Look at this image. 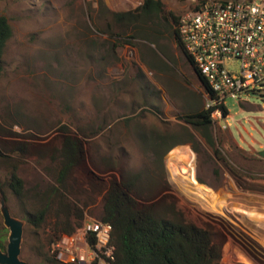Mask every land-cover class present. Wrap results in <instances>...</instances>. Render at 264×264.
I'll return each instance as SVG.
<instances>
[{
	"label": "rangeland",
	"instance_id": "374dc122",
	"mask_svg": "<svg viewBox=\"0 0 264 264\" xmlns=\"http://www.w3.org/2000/svg\"><path fill=\"white\" fill-rule=\"evenodd\" d=\"M160 1L170 19L200 0ZM103 2L111 11H133L143 0ZM107 9L94 0H0V14L12 28L0 61L1 141L28 140L38 151L7 152L21 159V199L5 186L9 167L0 162V196L24 222L20 258L45 264L55 203L41 228L26 220L45 203L44 192L51 198L50 189L58 188L70 208L83 210L82 219L71 218L81 224L87 216L101 217V188L117 178L131 181L135 198L152 204L157 216L210 229L220 246L217 264H264V223L247 215L264 220V89L228 98V115L211 123L208 144L180 117L207 108V101L165 21H155L154 36L144 39L133 25L113 21ZM63 126L86 150L65 188L56 182L60 160L49 152L60 147ZM181 154L200 189L194 203L171 173ZM8 233L0 210L2 251Z\"/></svg>",
	"mask_w": 264,
	"mask_h": 264
},
{
	"label": "trees",
	"instance_id": "16d2710c",
	"mask_svg": "<svg viewBox=\"0 0 264 264\" xmlns=\"http://www.w3.org/2000/svg\"><path fill=\"white\" fill-rule=\"evenodd\" d=\"M98 5L107 9L103 0H94ZM113 21L119 25H133L136 33L147 39L154 36L152 25L155 21L164 20L168 30L177 43L179 50L195 70L201 84L205 82L193 66L191 59L183 51L179 42L176 24L177 17L163 13V4L160 0H143L142 5L133 11H111L107 9ZM12 35V28L5 15L0 14V61L3 56L7 41ZM119 42H122L119 39ZM113 43L116 47L118 43ZM162 49V47L160 46ZM223 114L228 111L222 107ZM212 108L197 110L181 115L182 120L191 127L200 130L206 142L213 145L208 134L212 120ZM18 136H20L18 134ZM24 137V136H23ZM32 138V137H29ZM191 139V138H190ZM1 141V137H0ZM191 141V140H190ZM2 142V141H1ZM4 142V141H3ZM2 142V143H3ZM19 153L26 156L37 153L30 148L29 141H13L10 145H0V162L9 168L5 186L16 198L25 196L24 180L17 173L21 159H15L7 152ZM217 153V149H214ZM51 158L60 160L57 170L56 182L65 188V181L70 171L81 165L86 158L84 141L81 137L71 134L66 126L62 127L61 145L51 151ZM200 181V179H199ZM1 189V185H0ZM102 215L101 219L108 221L113 226L112 241L116 246L115 264H217L220 259V246L213 242L210 229L200 227L194 223L180 218H165L155 214L152 204L139 203L133 195V184L129 180L112 178L102 188ZM50 198L49 192H44L45 203L43 206L26 214L27 222L34 228H41L46 221L51 205L55 203V221L50 225L46 237V245H50L62 234L72 233L80 225L73 223L72 217L82 219V209L70 208L64 201L59 189L53 187ZM101 190V191H102ZM70 208V209H69ZM1 239V234H0ZM45 264H76L63 262L49 252L44 255Z\"/></svg>",
	"mask_w": 264,
	"mask_h": 264
},
{
	"label": "built area",
	"instance_id": "2783aa9c",
	"mask_svg": "<svg viewBox=\"0 0 264 264\" xmlns=\"http://www.w3.org/2000/svg\"><path fill=\"white\" fill-rule=\"evenodd\" d=\"M176 29L205 82L212 122L227 117L222 107L228 98L264 89V0H200L178 17ZM112 231L110 222L87 216L51 242L49 251L63 262L115 264Z\"/></svg>",
	"mask_w": 264,
	"mask_h": 264
},
{
	"label": "water",
	"instance_id": "95a60500",
	"mask_svg": "<svg viewBox=\"0 0 264 264\" xmlns=\"http://www.w3.org/2000/svg\"><path fill=\"white\" fill-rule=\"evenodd\" d=\"M260 154L264 155V151H260ZM0 210L3 223L9 230L6 249L5 251L0 249V264H28L20 258L24 222L11 214L2 196H0Z\"/></svg>",
	"mask_w": 264,
	"mask_h": 264
},
{
	"label": "bare ground",
	"instance_id": "6f19581e",
	"mask_svg": "<svg viewBox=\"0 0 264 264\" xmlns=\"http://www.w3.org/2000/svg\"><path fill=\"white\" fill-rule=\"evenodd\" d=\"M178 160L176 163H174L171 166V173L176 177L174 178L180 185L179 188L182 192L185 193V195L188 196V198L191 200V202L194 203L195 198H200L199 194H200V189H195V180L192 177L191 173H190V166H189V162L187 161V158L183 157V155L181 154L178 157ZM186 184H190V186L192 187V189H188ZM203 201L205 203H208L205 199H203ZM190 202V201H189ZM245 212V211H244ZM248 214V218L256 221L259 224H263L264 220L262 219L261 215L254 213L255 217L251 218L250 217V212H247ZM252 213V212H251ZM242 219V218H241ZM248 219V220H250ZM247 222V221H246ZM264 225V224H263ZM257 226V225H256ZM254 227V226H253ZM257 228V227H256ZM262 229V228H261ZM262 232V231H261ZM263 234V233H262ZM263 237V236H262ZM260 240V239H259Z\"/></svg>",
	"mask_w": 264,
	"mask_h": 264
},
{
	"label": "flooded vegetation",
	"instance_id": "af4514ba",
	"mask_svg": "<svg viewBox=\"0 0 264 264\" xmlns=\"http://www.w3.org/2000/svg\"><path fill=\"white\" fill-rule=\"evenodd\" d=\"M259 153H260V151H259Z\"/></svg>",
	"mask_w": 264,
	"mask_h": 264
}]
</instances>
